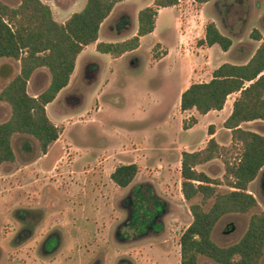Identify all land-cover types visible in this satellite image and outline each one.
Listing matches in <instances>:
<instances>
[{
	"label": "rangeland",
	"instance_id": "obj_1",
	"mask_svg": "<svg viewBox=\"0 0 264 264\" xmlns=\"http://www.w3.org/2000/svg\"><path fill=\"white\" fill-rule=\"evenodd\" d=\"M0 1L12 8H16L20 3L19 0ZM42 1L53 9L56 18H65L72 12L79 11L84 0ZM180 1L178 9L159 10L162 12H158L154 34L142 41L137 59L136 56H132L130 60L131 62L137 60L134 61L137 65L133 74H130L123 64H114L109 55L90 54L89 57L94 61L88 63L84 68V79L86 84H96L101 72V83L95 87H90L85 92V87L81 85L83 84V82L81 83L83 64L78 74L80 75L78 76L79 85L74 83L72 86V90L74 87L76 88V93L85 92L86 99L83 98V106L80 98L69 99L67 105H65V100L61 98L60 104L63 112H72V107L81 108V106L82 111L72 115V119H68L66 122V133L63 142H68L72 147L65 144L63 160L64 164L67 165L74 158V164L70 165L68 170L75 173L76 179L73 178L70 182L67 179L57 185L61 192L58 200L61 209L52 219L54 227H62L74 240L70 239V241L65 242L61 249L62 254L55 257L52 264H66L65 262H68L67 264H80V262L89 264L90 261V264H98V262L101 264H118L120 259L129 261L130 264H180L179 240L191 224L192 216L189 211V203L185 202L179 188L181 178L177 173L175 158L167 153L166 155L161 154L165 153L164 151H169V149L165 148L160 141L163 140L164 143H169L172 139L182 138L185 144L184 149L194 152L206 146L211 131L215 132V139L221 146L229 147L231 136L230 132L223 127L228 117L227 112L211 114L196 128H194V116L191 114H185L183 117L179 115L174 100V91L167 92L164 89V65L152 70V64L158 62L159 59L157 60V58H163L166 53L163 47L155 48V46L158 42L167 45L172 44L178 36V31L181 36L189 33L190 38H188L186 46L184 47L183 44L182 50L175 52V59L173 58L172 62L177 61L175 65L179 67V70L194 71L191 72L192 76L187 79L185 86L192 83L208 82L211 79L212 72L220 65L223 63L244 64L251 59L261 45V42L252 40L251 35L256 31L264 36V0H213L205 5H198L194 0ZM148 2L149 0L135 1L128 4L127 8L131 11L134 8H144ZM61 11L64 14L60 16ZM121 15L115 13L110 20L106 21L102 26L101 34L107 35L109 27L114 28ZM137 23L136 18L135 24L137 25ZM209 23H214L224 36L232 39L233 43L228 52H222L218 46L213 48L199 46L198 43L205 34V27ZM122 24L121 27L128 25L129 30L133 28L131 20L129 23ZM175 26H177L178 31ZM181 30L183 33H181ZM184 48H187L188 52H185ZM78 67H80V64ZM150 68H152L150 70L152 74L148 76L147 72ZM111 69L115 72L118 71L119 77L111 81L113 83L111 88L107 92L103 91L102 96L100 92L106 89L102 88ZM4 70L8 73V80L6 81L2 79ZM18 71L19 64L17 62L3 60L0 63V92ZM124 73L133 78L126 79L122 76ZM30 80L27 91L30 94H37L48 86L50 75L46 69H40ZM147 90H154V111L152 110V96L147 95ZM98 95L102 96V99H98L99 106H103L100 111H97L96 104ZM236 97L237 95H233L228 98L227 107L231 105ZM171 108L177 112L178 120L171 124L168 130L169 133L166 135V132L160 131L166 122L163 113L171 111ZM52 110L53 108L50 109V113ZM9 113V106L0 104V124L7 120ZM194 114L199 116L195 111ZM81 116L82 118H80ZM100 126H102V129ZM242 128L264 135V122L261 121L243 124ZM131 132H139V135ZM154 135L155 139H153ZM150 138L154 140V153H152V156L155 157V160L160 158L169 159L170 157L171 163L168 166L161 164V167L158 168L156 166L145 167L141 165L139 173L128 188L123 190L117 188L108 178L111 169L115 168L117 162L115 157L106 169L99 168L98 163L95 167L94 155H91L90 151L94 152L96 147L106 149V154L99 153V156L101 155L100 159H103L102 156L107 157L113 151L118 152L121 147H130L131 144L135 143L137 145L142 141L148 142L147 140ZM32 142L33 144L29 145L32 151L27 153L23 150L22 144L24 142L22 139L17 137L12 139L16 160L12 166L5 169L7 172H13V166L19 168L23 163L33 161L37 156H40L38 145L35 141ZM237 153V151H233L232 156L236 157ZM142 157L141 155L136 159L141 161ZM88 165L92 170L86 176L88 181L84 184L86 194L70 198L62 193L74 190L73 194L79 191V187L83 188V179L79 178L85 177L82 172ZM197 170L205 173L210 178L221 179L224 175V166L219 159L200 166ZM79 174H82V176ZM100 175L105 178L99 179ZM263 176L264 169H262L256 180L249 185V193L257 201V207L245 215L226 216L214 228L212 239L218 246L226 247L236 244L246 232L250 216L264 210ZM145 180H148L149 183L147 182L142 186L141 183ZM19 181L18 178L8 182L7 188L11 190L19 187ZM73 182L74 184H71ZM138 187L139 189H137ZM37 189L35 186H28L26 190L18 191L15 196L19 201H23L22 199L26 197L35 209L41 201V198L38 200V196L41 194ZM225 191V188L220 189V192ZM134 198L138 199L140 204L139 221L138 223L126 225L130 222L127 216L131 211V200ZM43 199L45 200V198ZM194 203H201V199L197 198ZM56 204V200L50 203L44 202L43 205L46 207L43 208H46L45 215L47 217H45L43 224H46V222L48 225L50 224L51 216L58 211L55 210L57 208ZM211 204L212 202H209L204 206V209L209 210ZM83 208L84 210H82ZM75 210H82L83 213L73 214ZM68 211H70V215ZM142 215H145L144 218H141ZM157 215L159 216L157 219L158 224L155 221ZM17 216L13 217V220ZM60 219H63V221H60ZM73 219L75 220L74 223L71 222ZM15 220L12 221L13 224L16 223ZM29 222L35 224V217L29 219ZM120 224L128 232L125 231V236L119 238L118 241H114L113 236L116 225ZM84 232L92 237L97 234V237L103 238L104 242L78 241V238ZM2 244L4 245L2 247L4 253H2V257L8 250L15 251L10 242L0 241L1 246ZM19 253L16 251L10 254L9 259L5 256L3 258L4 264H8ZM31 259L34 260L33 257H28V264H34ZM95 259L96 263L94 262ZM37 264L41 263L37 262ZM198 264L215 263L199 257ZM261 264H264V257Z\"/></svg>",
	"mask_w": 264,
	"mask_h": 264
},
{
	"label": "trees",
	"instance_id": "obj_2",
	"mask_svg": "<svg viewBox=\"0 0 264 264\" xmlns=\"http://www.w3.org/2000/svg\"><path fill=\"white\" fill-rule=\"evenodd\" d=\"M19 1L16 8L0 1V60L19 64V73L0 92V104L10 108V118L0 124V167L16 160L12 147L15 135L35 139L42 155L59 139L63 129L49 120L46 106L68 86L77 58L85 47L97 43L100 27L115 6L127 0H86L84 9L72 14L64 24L54 19L51 8L41 0ZM212 1L194 0L198 5ZM178 4L179 0H155L153 6L138 13L135 36L117 43H98L96 51L117 59L137 50L140 39L154 32L159 10ZM251 39L261 45L248 62L220 65L208 82L190 84L180 97L181 112L194 110L206 116L222 111L227 99L237 95L223 124L230 132L231 145L221 146L211 138L202 150L182 153L180 191L189 203L192 222L179 240L180 264H198L199 257L215 264H261L264 257V210L250 216L247 230L236 244L221 247L212 239L221 219L248 214L258 205L249 193V185L264 169V135L244 130L242 125L264 122V36L254 31ZM232 43L214 23H209L204 39L198 44L208 48L218 46L226 53ZM40 69L49 72L50 82L41 94L31 97L28 83ZM214 134L211 131L209 135ZM233 151L238 152L236 157L232 156ZM217 159L224 166L221 179L197 170ZM138 173L135 164L121 165L115 168L110 180L126 189ZM221 188L226 191L220 192ZM197 198L201 203H194ZM209 202L212 204L206 211L204 206Z\"/></svg>",
	"mask_w": 264,
	"mask_h": 264
},
{
	"label": "crops",
	"instance_id": "obj_3",
	"mask_svg": "<svg viewBox=\"0 0 264 264\" xmlns=\"http://www.w3.org/2000/svg\"><path fill=\"white\" fill-rule=\"evenodd\" d=\"M135 1H140V0H127V1H124L120 4H118L117 6H115L113 12L109 16V18L106 20V21L110 20V18L115 13L122 14L119 17L120 19L118 20L115 27L114 28L109 27V29H108L109 32L107 33V35H102L101 34L102 26L104 25V23L106 21L101 25L97 43L85 47L84 50L82 51V53L77 58L75 70H74V72L70 78L68 86L58 94L57 98L51 104L46 106V113H47L49 120L56 127H60L63 129L61 135L59 136V139L55 143H53L51 146H49L48 151L45 155L40 154V156H37V158H35L33 161L23 163L19 168H14V166H13L12 167L13 172L9 173V172H7V170H5L6 168H8V166H12L13 164H3L0 167V241L10 242L13 249H15L14 252H12V250L6 251L4 257L6 256L9 259L10 254L15 253L16 251L20 252L19 254H17V257L13 258L11 260L12 262L10 261V262H8V264H28L27 263L28 257H30V256L34 258V260L31 259L32 263H34V264H37V262H40L41 264H52L54 258L62 254L61 249L63 248L65 242L70 241V239L74 240L72 237H70L66 233V230L63 229L62 227L61 228L57 227V226L54 227L53 221H52L53 217L55 215H57L59 213V210L61 209V204L60 203L58 204L59 196H61L59 193H61V192L59 191L60 189H59V186H57V185L60 182H65L67 179L69 180L68 182L72 181L73 178L76 179V176L74 175L75 173L68 170V168L70 169V165L74 164V161H75L74 158L71 159L69 164H67V165H66V163L64 164V160H63L64 159V156H63L64 146L68 145V147H72L68 142H66V141H65V143L63 142V139L65 138V133H66V128H65L66 124H67L66 122L68 119H72V115L78 113L79 111H82L81 108H82L83 103H84L83 98L86 99V96L84 95L86 90H88L90 87H95L101 83V75H100L101 72L98 76L96 84H93V83L90 85L86 84V81L84 79V68L86 67V65L88 63L90 64V63H92V61H94V59H91L89 57V55L90 54H97V55L100 54L96 51L97 44L101 43V42H103V43L122 42V41L128 40V39L132 38L133 36H135L137 33V30H138V23H137V25L135 24V19L138 18V13L147 7L153 6V3L155 0H149V2L145 5L144 8H137V9L134 8L133 11L129 10L127 8V5L132 3V2H135ZM180 2L181 1L179 0V5L176 7H173V9H178L180 7ZM85 5H86V0L83 1V5L81 6L79 11L72 12L70 15L66 16L65 18H61V17L56 18V15H55L52 8H51V11H52L54 19L58 23L64 24L70 18V16L72 14L82 11L84 9ZM166 9H169V8H166ZM166 9H163V10H166ZM126 11H128V12L124 13ZM162 11H159V13ZM62 14H64V12L61 11V13H59V15L61 16ZM130 20H131L132 25H133L132 30H129L128 25L127 26L125 25L126 27H124V26L121 27V25H123L122 23H125V22L129 23ZM156 21H157V19H156ZM137 22H138V20H137ZM177 24H178V21H177ZM175 29L178 31L177 26H175ZM155 30H156V24H155ZM155 30H154V32H155ZM154 32L152 34L140 39V46L137 50L130 52V53H126L117 59H114L109 55L112 58L113 63L114 64H123L124 67L126 68V70L130 74H133V72L136 71L135 67L137 65V63L134 61L138 57L137 53L140 50L142 41L145 38L152 36L154 34ZM181 33H183L182 30H181ZM177 34H178V36L172 44L167 45L166 43H163V42L157 43L165 49L166 54L158 62L152 64L153 69L152 68L149 69V71L147 72L148 76H150V74H152L150 72L151 69L155 70V68H158V67L164 65V76H163L165 79L164 80L165 81L164 89L167 92L174 91V97H175L174 100L176 101V104H177L176 108H177L179 115H181L182 117L185 114H191L192 116H194V120H195L194 128H196L200 124H202V122H204L213 113L222 114L223 112L224 113L227 112V116L229 117V115L231 114V111H232V103L234 102L235 99L233 100V102L231 103V105L229 107H227V103H228V99H227V102H226L222 111L210 112L206 116H200L198 113L197 114L199 116H197L194 114V110L187 111V112H181L180 111V107H179L180 106V97H181L182 93L190 86V84H189V86H185V82L187 81V79L189 77L192 76L191 72H194V71L193 70L182 71L181 69L179 70V67H177L175 65L177 61L174 60L172 62L174 55L176 54L175 52L178 50H182L183 44L185 47L186 46L185 44H186L188 38H190V35H188L189 33L183 34L184 36H181L180 32L178 31ZM203 39H204V35L201 37L200 41ZM200 47H205V46H200ZM213 47H215V46H213ZM213 47H211V48H213ZM184 51L188 52L187 48H184ZM103 55H106V54H103ZM132 56H134V57L136 56L135 57L136 59L134 58L135 60H132V62H131L130 60H131ZM3 60L9 61L7 59H2V60H0V63ZM79 64H80V67H78ZM83 64H84V67L82 70L83 74L81 77V80H82L81 83L83 82V84H81V85H83V87H85V92L84 93H76L77 92L76 88L74 87V89L72 90V86L74 83H75V85H79L78 76H80V75H78V74H79L80 68L82 67ZM231 64H233V63H231ZM116 68H118V67H116ZM38 71L39 70H37L33 74L31 79L35 76V74ZM18 73H19V71H18ZM122 76L125 77L126 79L133 78V77H130L127 73L122 74ZM117 77H119L118 71L115 72V70L111 69L110 74L106 77L107 79L104 81V86L102 88V89H104V88H106V89L101 90V92H100L101 95L103 94V91L107 92V90L109 88H111V86L113 84V83H111V81ZM2 79L4 81L8 80V73L5 72V70L3 71ZM30 81H29V83H30ZM48 85H49V83H48ZM43 91H41L40 93H37V94H30L28 92V94L31 97H37ZM101 95H98V98H96V100H97L96 101L97 111H100L103 109V106H99V102H98L99 98L102 99L103 95L102 96ZM147 95L152 96V103H153L152 110L154 111V108H155L154 107V105H155L154 90L153 91L147 90ZM61 98H63L65 100V105H67V103H69L68 100L71 98H75V99L80 98V101L82 100V106H81V108H76V107L73 108L72 107L71 108V109H73L72 112L70 111V112L65 113L61 110V108H62V105L60 104ZM51 108H53V110L50 113ZM163 115L166 117V122L163 125L164 127H162V130H160V131L163 133L166 132L165 134L167 135L169 133L168 130H169L171 124L178 120V114H177V112H175L171 108V111H169V112L166 111L165 113H163ZM9 118H10V113L7 117V120ZM80 118H82V116ZM100 128L102 129V126H100ZM155 131H156V129H155ZM131 133H133V132H131ZM133 134L139 135V132H134ZM155 135H156V133H155ZM155 135H154L153 139H155ZM215 136H216L215 134L213 136H210L208 141L211 138H215ZM16 137L23 140V142H24L22 144L23 150H25L27 153H30V151H32L31 150L32 148L29 146L30 144L31 145L33 144L32 141H35V143L37 144L36 140L33 139L32 137L25 136V135H15L13 137V139ZM153 139L150 138L147 140L148 142L142 141V143H140V144L137 143V145H135V143H133V144H131L130 147L129 146L121 147L120 149H118V152L113 151V153L108 155L107 157L102 156L103 159H100L101 155L99 156V153L103 152V155L106 154V149L96 147V149H94L95 150L94 152H97V153L90 151L91 155H94V158H93L94 159L93 160L94 165H95V167H97V163H98L99 168L106 169V167H108V164L111 163L112 162L111 160L114 159V157H115V159H117L116 160L117 162L114 166L115 168L118 166H121V165H131V164H135L139 168L141 165H144L145 167H147V166H154L155 167L156 166L157 168L161 167V164H165L166 166H168V164L171 163L170 157H169V159L168 158H164V159L160 158L159 160H155V157L152 156V153H154V150H153L154 140ZM160 143L165 148L169 149V151H164L165 153H161L162 155L163 154L166 155V153H167L169 155L174 156L175 164H176L175 166L177 168V173H178V176L180 178V163H181L182 153L189 152V151H186L184 149L185 144H184L183 139L182 138L181 139L179 138L178 140L172 139V141H170L169 143H164L163 140H161ZM204 147H202L200 150H202ZM68 150H70V149H68ZM75 151H76V149H75ZM197 151H199V150H197ZM191 152H193V151H191ZM141 155L143 156L142 160L138 161L137 159L139 157H141ZM98 160H99V162H98ZM115 168L111 169L110 173L108 174L109 179H110V175L113 173ZM86 169H88V170H86ZM91 170L92 169L88 165V167L85 168L84 171L82 172L85 175V177L79 178V179H83V181H82L83 188L79 187V191L74 192L73 194H72V192L74 190L72 192L69 191L70 193L65 192V191L62 193H65L70 198H76L79 195L86 194L85 189H84V184L86 182H88L86 176L91 173ZM79 175L82 176V174H79ZM18 178L20 179L19 187H15L14 189L9 190L7 188L8 182H11L12 180H15ZM103 178H105V177L100 175L99 179H103ZM7 180H10V181H7ZM147 182L149 183L148 180L142 181V183H141L142 186L147 184ZM180 183H181V181L179 180V188H180ZM71 184H74V182ZM28 186H31V187L35 186V188H38L37 191H39V193L41 194L38 196L39 197L38 200H40V198H41L40 204L38 205L37 208L35 207V209H34V207H32V205H30V203L26 197H24L22 199L23 201H19L15 196V194H17L18 191L24 190V189L26 190V188ZM137 189H139V187ZM43 198H45V200ZM54 200H56V202H57V204H56L57 208H55V210H58V211H56V213L54 212L53 216H51L49 225L47 224V222H46V224H43L45 217H47L45 215L46 214L45 213L46 208H43L46 206L43 204H44V202L50 203ZM132 200H133V202H135L137 204V207H136L137 213L140 214L139 200L136 198H134ZM82 210H84V208ZM82 210H79V211L75 210V211H73V214H76V215H78L79 213L82 214L83 213ZM121 211L123 212V210H121ZM63 212H65V210H63ZM68 214L70 215V211H68ZM16 215H18L17 216L18 218L16 217L15 218L16 220L14 219L16 223L13 224L12 223V221H14L13 217H15ZM34 217H35V221H36L35 224L29 222V219L34 218ZM60 221H63V219H60ZM74 221L75 220L73 219L71 222L74 223ZM43 225H46V226H43ZM120 226H121V224L116 225V228L114 231V236H113L114 241H116L115 234H116L117 229ZM68 232H69V230H68ZM90 236H91L90 234H88L87 232H84L82 234V236L80 238H78V241L83 242V241H87V240H90V241L92 240V241H103L104 242V239L97 237V234H94L93 237L92 236L90 237ZM43 243H45V244H47L53 248H57L58 250L56 251V253L50 254L48 256L40 255L38 252V247H40ZM3 246H4L3 244H2V246L0 245V264L5 263L3 261L4 257H2L3 256L2 255V253H3L2 247ZM18 255H20V257H18ZM90 262H89V264H90ZM94 262L95 263L97 262L96 259ZM65 263L67 264L68 262H65ZM80 264H85V263L80 262ZM98 264H100V262H98Z\"/></svg>",
	"mask_w": 264,
	"mask_h": 264
},
{
	"label": "flooded vegetation",
	"instance_id": "obj_4",
	"mask_svg": "<svg viewBox=\"0 0 264 264\" xmlns=\"http://www.w3.org/2000/svg\"><path fill=\"white\" fill-rule=\"evenodd\" d=\"M262 189L264 190V176H263V180H262ZM130 207H131V211L130 213H128V220L130 221L129 223H127L126 225H130L131 223H138L139 221V217H138V213H137V204L135 202H133V200H131V203H130ZM164 214V213H163ZM145 215H142L141 218H144ZM158 215H157V218H156V222H157V219H158ZM158 224V222L156 223ZM127 231V229H124V227L121 226L117 229L116 231V241H118L119 238H121L122 236H125V233ZM58 249L57 248H53L45 243H43L40 247H38V252L40 255H43V256H48L50 254H53V253H56ZM101 264V263H100ZM118 264H130L129 261H126L124 259H120V261L118 262Z\"/></svg>",
	"mask_w": 264,
	"mask_h": 264
}]
</instances>
